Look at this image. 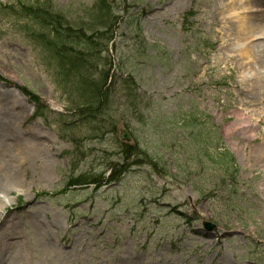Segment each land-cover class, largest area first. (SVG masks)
Instances as JSON below:
<instances>
[{"label":"rangeland","instance_id":"obj_1","mask_svg":"<svg viewBox=\"0 0 264 264\" xmlns=\"http://www.w3.org/2000/svg\"><path fill=\"white\" fill-rule=\"evenodd\" d=\"M13 2L0 0V264H264V64L256 47L250 76L237 64L231 0H106L101 134L61 102ZM96 2L52 3L72 22ZM21 141L43 148L10 174Z\"/></svg>","mask_w":264,"mask_h":264},{"label":"trees","instance_id":"obj_2","mask_svg":"<svg viewBox=\"0 0 264 264\" xmlns=\"http://www.w3.org/2000/svg\"><path fill=\"white\" fill-rule=\"evenodd\" d=\"M52 2L53 0H14L12 4L3 6L11 11V19L31 37L32 48L38 62L45 68L66 109L74 110L71 114L79 112L75 115L84 117L82 122L88 125L93 133L101 134L104 126H101L95 115L102 110L103 99L113 86H106L108 76L104 73L97 74V67L99 63L109 64L106 57L108 53L106 52L105 56L103 51L107 42L111 40L112 36L109 34L112 33L104 32L106 27L103 32L99 31L104 26L100 23L107 15L109 26L114 24V15L110 14L106 0H97L94 5L81 9V18L68 22L67 16ZM89 32L91 33L86 34ZM102 38L106 40L104 44L98 42ZM118 84L121 85L120 90L125 97L131 102V109L135 110L138 93L133 79L131 76L120 78ZM22 90L33 96V99H38V96L35 97L31 91L25 88ZM34 103L39 106L36 100ZM39 109V107L36 109V113H40ZM74 125L72 124V127ZM133 149L129 145L123 148L122 153L125 158H128ZM228 161L231 163L232 159L228 157ZM118 164L123 168L129 166V163L124 161ZM121 169H113L110 178L119 176ZM127 169L126 167L124 171ZM221 170L223 171L221 175L228 174L226 164ZM78 183L86 182L78 176L71 178L68 184Z\"/></svg>","mask_w":264,"mask_h":264},{"label":"bare ground","instance_id":"obj_3","mask_svg":"<svg viewBox=\"0 0 264 264\" xmlns=\"http://www.w3.org/2000/svg\"><path fill=\"white\" fill-rule=\"evenodd\" d=\"M228 16L232 17L236 26L244 32V37H242L243 39L239 38V35L237 34L234 36V44L232 45V48L244 49L235 59L237 64L241 66L243 71H245V76L248 77L250 76L248 75L250 68L246 59L248 54L251 52V48H257L258 55H260V59L263 58L264 64V0H245L242 5H238V0H231L228 9ZM247 122H249V120H247ZM11 135V130H8L5 134L7 138H10ZM11 146L13 149L8 150L7 153L4 152L2 158L9 166L10 174H16L17 172L22 171L30 162H34L36 165L39 150H42L43 148L41 143H32L27 147V144L22 141L16 143L15 147L11 143ZM7 201L8 200L5 198H0V208ZM12 223L13 221L11 224ZM1 247L2 245L0 243V252Z\"/></svg>","mask_w":264,"mask_h":264},{"label":"water","instance_id":"obj_4","mask_svg":"<svg viewBox=\"0 0 264 264\" xmlns=\"http://www.w3.org/2000/svg\"><path fill=\"white\" fill-rule=\"evenodd\" d=\"M205 227L208 229V230H210L212 227H213V224L212 223H210V222H205Z\"/></svg>","mask_w":264,"mask_h":264}]
</instances>
